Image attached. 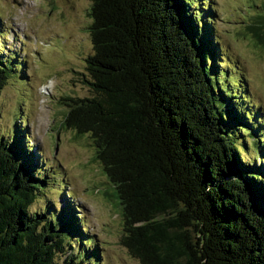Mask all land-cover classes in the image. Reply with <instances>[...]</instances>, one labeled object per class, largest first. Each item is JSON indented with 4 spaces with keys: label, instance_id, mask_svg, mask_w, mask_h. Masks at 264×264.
I'll return each mask as SVG.
<instances>
[{
    "label": "trees",
    "instance_id": "obj_1",
    "mask_svg": "<svg viewBox=\"0 0 264 264\" xmlns=\"http://www.w3.org/2000/svg\"><path fill=\"white\" fill-rule=\"evenodd\" d=\"M87 1L91 96L65 99L62 125L92 142L123 219L121 245L139 264H264V172L240 154L264 157L262 130L230 100L239 80L218 71L205 7ZM246 29L264 47V16ZM9 69L0 61V91ZM18 127V142L0 141V264H97L71 205L29 211L44 181L29 172ZM70 238L86 245L84 257L67 255Z\"/></svg>",
    "mask_w": 264,
    "mask_h": 264
},
{
    "label": "rangeland",
    "instance_id": "obj_2",
    "mask_svg": "<svg viewBox=\"0 0 264 264\" xmlns=\"http://www.w3.org/2000/svg\"><path fill=\"white\" fill-rule=\"evenodd\" d=\"M190 2L191 10L205 7L210 16L206 23L219 47L218 71L229 67V81L239 80V87L228 84L233 92L230 100H241L245 112L252 114L242 121L262 130L258 148L264 154V47L246 29L257 15L264 16V0ZM89 7L87 0H0V61L10 65V76L0 91V141L18 142L12 137L15 125L20 126L22 157L30 155L34 165L29 162V172L43 177L44 187L30 212L52 203L59 215L71 205L80 233L93 239L87 247L88 253L98 251L97 264H139L121 245L123 219L93 158L91 140L62 125L68 109L65 99L91 96L85 63L92 53ZM241 138L249 147L252 140ZM245 152L240 153L243 160L264 172V157L255 160L253 149ZM82 244L68 239L67 255L83 252ZM67 255L57 254L56 259L60 262Z\"/></svg>",
    "mask_w": 264,
    "mask_h": 264
}]
</instances>
